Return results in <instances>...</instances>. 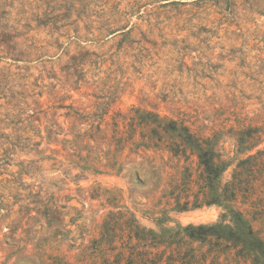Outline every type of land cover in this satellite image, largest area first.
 Wrapping results in <instances>:
<instances>
[{
	"label": "rangeland",
	"instance_id": "374dc122",
	"mask_svg": "<svg viewBox=\"0 0 264 264\" xmlns=\"http://www.w3.org/2000/svg\"><path fill=\"white\" fill-rule=\"evenodd\" d=\"M161 120L216 136L221 187L261 152L229 204L264 237V0H0V264H250L182 232L226 210L174 209Z\"/></svg>",
	"mask_w": 264,
	"mask_h": 264
},
{
	"label": "trees",
	"instance_id": "16d2710c",
	"mask_svg": "<svg viewBox=\"0 0 264 264\" xmlns=\"http://www.w3.org/2000/svg\"><path fill=\"white\" fill-rule=\"evenodd\" d=\"M161 131L163 141L167 140L165 143L166 149L174 157L187 159L189 156H194L197 160V175L193 183L195 182L198 190L192 195V200L189 195L183 201L180 197H176L174 209L186 211L189 208L217 205L226 210V214L221 215L220 221L216 224L189 225L182 232L191 241H213L216 245L233 249L238 257L248 260L250 264H264V237L254 230L241 211L235 210L229 204L234 202L238 196L241 195L244 198L253 191L250 182L245 181L243 178L245 175L244 169L261 152L258 151L256 155L239 160L232 172L231 181L221 187L220 178L231 166L232 161L222 159V155L217 150L218 141L216 136H198L182 123L164 120H161ZM252 137L254 136L244 134V132L238 134L236 140L237 150L251 151L255 143L252 142L255 139ZM257 167L256 164H253L247 171L253 174ZM183 180L187 184L191 183V174H188L185 169ZM227 216L229 219H227Z\"/></svg>",
	"mask_w": 264,
	"mask_h": 264
}]
</instances>
